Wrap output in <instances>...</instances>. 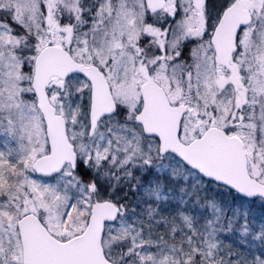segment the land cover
Instances as JSON below:
<instances>
[{"label": "snow or ice", "instance_id": "6c2138e0", "mask_svg": "<svg viewBox=\"0 0 264 264\" xmlns=\"http://www.w3.org/2000/svg\"><path fill=\"white\" fill-rule=\"evenodd\" d=\"M0 264H264V0H0Z\"/></svg>", "mask_w": 264, "mask_h": 264}]
</instances>
